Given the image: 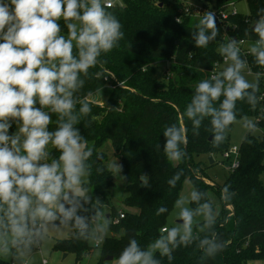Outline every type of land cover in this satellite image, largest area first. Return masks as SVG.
Masks as SVG:
<instances>
[{"label":"clouds","instance_id":"9594fccd","mask_svg":"<svg viewBox=\"0 0 264 264\" xmlns=\"http://www.w3.org/2000/svg\"><path fill=\"white\" fill-rule=\"evenodd\" d=\"M112 6L110 0H0V258L23 264L52 232L61 230L99 246L110 230L103 202L96 198L93 203V190L88 187L95 146L78 125L88 126L85 119L93 108L79 95L86 81L115 75L103 58L124 38L121 22L109 10ZM251 33L256 39L247 53L264 68V8L258 9ZM218 35L215 13L205 11L192 32L195 46L206 48ZM243 43L230 37L219 45L226 66L196 84L182 114L191 121L194 135L209 121L213 147L223 144L230 127L238 122L237 102L255 110L264 100L258 95L264 72H251L241 54ZM53 116L55 128L51 129ZM240 122L247 132L256 131V123L248 117ZM13 123L16 130L10 133ZM163 138L167 160L182 161L187 128L170 124ZM96 156L102 159L99 153ZM106 167L121 181L126 179L116 160ZM182 175L176 172L168 185L174 188ZM221 199H231L227 186ZM174 209L177 222L173 226L164 228L147 247L130 238L112 264H161L157 254L172 261L177 248L193 243L206 257L224 250L214 231L217 212L206 192L192 188L174 202ZM167 211L161 206L156 215Z\"/></svg>","mask_w":264,"mask_h":264},{"label":"trees","instance_id":"16d2710c","mask_svg":"<svg viewBox=\"0 0 264 264\" xmlns=\"http://www.w3.org/2000/svg\"><path fill=\"white\" fill-rule=\"evenodd\" d=\"M239 1L242 0H197L196 4L218 12L227 11L229 3L234 5ZM244 1L248 8L247 16L257 18L258 9L264 8V0ZM186 6L182 0H120L109 9L121 22L124 32L119 47L103 57L108 61L105 67L115 75L107 77L106 81L103 78L86 81L79 95L88 99L93 108L91 116L85 119L88 126L84 127L82 122L78 127L89 144L95 146L88 187L93 190V203L99 198L103 202L102 210L109 207L105 215H108L110 230L96 247L73 235L54 243L63 253L73 254L78 263L88 258L93 249L98 250L97 264L106 262L109 257L113 260L130 238L137 239L141 247H147L165 228L166 217L185 178L191 180L194 188L203 192L210 190L217 198L219 212L214 231L225 247L217 255L206 257L195 243L181 246L173 252L172 261L157 254L161 264L264 262V183L260 180V175L264 174V100L255 110L246 102H237V120L245 116L252 119L257 133H246L238 147V167L233 171L226 170L223 182L214 186L204 185L191 176L192 160L201 156H211L213 160L221 158L228 150L232 126L224 143L213 147L209 140L212 135L208 130L209 121L206 119L199 134L194 135L191 121L182 116L196 84L209 78L213 64L221 62L218 47L226 43L224 38L256 39L251 33L252 22L237 12L222 23L216 20L219 29L216 40L206 48H197L192 39L196 26L190 24L191 14L186 11ZM246 59L253 74L264 72L251 55ZM159 68L163 69L160 76L156 73ZM98 88L108 89L109 93L102 106L87 95L89 91L93 95ZM173 123L187 128L186 156L176 168L171 167L163 151V131ZM50 128H55V118ZM107 144L110 155L102 150ZM96 153L102 159H97ZM53 154L59 155L55 150ZM112 158L122 165L121 175L126 177L119 192L115 189L113 175L106 167L114 161ZM97 167L104 171L97 173ZM178 171L184 175L172 188L167 181ZM225 186L231 193V199L227 201L221 199ZM114 198L124 208L121 210L124 218L116 225L111 221L119 213L110 202ZM161 206L168 211L157 216V209ZM0 264L13 263L0 258Z\"/></svg>","mask_w":264,"mask_h":264},{"label":"rangeland","instance_id":"374dc122","mask_svg":"<svg viewBox=\"0 0 264 264\" xmlns=\"http://www.w3.org/2000/svg\"><path fill=\"white\" fill-rule=\"evenodd\" d=\"M193 1H194V4H196L197 0H193ZM205 6L207 7V5ZM234 8L239 15L246 16L247 19H249L250 23L254 19H256L254 17L249 18L247 16L249 13H248L247 5L244 0L235 2ZM190 19H191L190 24L192 26H196L199 18L198 17L196 18L192 15ZM162 72H163L162 68L156 69V73L158 76L162 75ZM248 78L252 79V76H249ZM260 92H261L260 95L264 96V77H262L260 81ZM108 95H109L108 89L104 88L102 89V92L100 93L95 92L93 95L90 96V98L93 101L98 102L99 105L102 106L104 105V101H106V99L108 98ZM54 118L55 116H53V119ZM237 121L238 122L236 124L232 125L231 132L229 134L228 145H227L228 149L233 148V147H239V145L241 144L243 138L245 137L247 133V131L241 125V122H240L241 120H237ZM15 130H16V125L15 123H13V126L10 129V133L14 132ZM255 133H257V131H255L253 134ZM102 150L106 151L110 155L108 144L105 145ZM112 160H115V159L112 158ZM213 161L215 162L214 165H209L206 157L201 156L198 159L193 157L192 166L190 168L191 176L207 186H214L215 184H218V185L221 184L227 174V171H226L227 163L223 161L220 157L214 158ZM169 163L172 168H176L178 165V162L169 161ZM113 180L115 184V189L119 192L122 189L123 182L120 180L119 176L113 175ZM260 180L262 183H264V174L260 175ZM192 188H194V186L191 180L189 178H185L181 185L178 198L182 195H187L192 190ZM206 193H207V199L213 203L214 209L218 213L219 203H218L217 198L213 195V193L210 190H208ZM110 202L112 203L114 207H116V209H118V211H121L122 209H124L122 208L120 201L117 198L112 199ZM191 206L195 207V205H191ZM103 211L104 213H108L109 207L108 206L104 207ZM175 211L176 210L174 209V205H173L171 211L166 217L165 224H164L165 228L173 226L177 222ZM71 236H72V233L70 230H61L59 232H52L50 234L49 240L45 244L34 249L33 252L28 257L25 258L23 264H41L42 260H45L46 264H97L98 250L96 249H93L90 256L86 258L83 262L78 263L75 261L73 254L71 253L65 254L60 249L54 246V243L56 241H62ZM89 244L95 247L93 242H89ZM64 255L66 256L64 257ZM2 259L8 262H12L13 264H20L19 261H16L12 258H7V259L2 258ZM112 261L113 260L102 262L101 264H112ZM253 264H264V262H260V263L256 262Z\"/></svg>","mask_w":264,"mask_h":264},{"label":"built area","instance_id":"2783aa9c","mask_svg":"<svg viewBox=\"0 0 264 264\" xmlns=\"http://www.w3.org/2000/svg\"><path fill=\"white\" fill-rule=\"evenodd\" d=\"M182 2H183V4L187 5L186 7H188L186 9V11L189 12L191 14V16L193 15L196 18L197 17L198 18L202 17L204 15L205 11H212V12L215 13L217 22L222 23L229 15L232 16V15L236 14V10H235L234 5L232 3H229L227 5L228 6L227 11H218V12H216V11H213V10L204 9L200 5L194 4V2L192 0H182ZM110 3L114 6V5L118 4V3H120V0H110ZM228 39L229 38L226 37V38H224V41L227 42ZM239 40H243L244 41V43L241 45V54H242V56L245 57V58L250 57V55L247 53V49H248L249 44L252 41H248V40H244V39H239ZM225 65H226L225 61H224V59L222 57L221 62H215L213 64L212 69L209 71V77L212 74L221 71L224 68ZM104 81H106V79H104ZM221 159L227 163V165H226V169L227 170L233 171L234 169H236L238 167V147H233V148H230L227 151H225L222 154ZM122 218H124V214L121 211H119L118 217H114L111 220L112 224L116 225L118 223V221L120 219H122ZM162 230L163 229L160 230V233H161ZM95 247H96V245H95ZM41 264H46V261L42 260Z\"/></svg>","mask_w":264,"mask_h":264},{"label":"water","instance_id":"95a60500","mask_svg":"<svg viewBox=\"0 0 264 264\" xmlns=\"http://www.w3.org/2000/svg\"><path fill=\"white\" fill-rule=\"evenodd\" d=\"M211 138H209V140H210ZM207 162H208V164L209 165H212V163H213V159H212V157L211 156H208L207 157ZM106 217L108 218V215H106ZM66 255H64V257H65ZM112 260V258L111 257H109L108 259H106L105 261L107 262V261H111Z\"/></svg>","mask_w":264,"mask_h":264}]
</instances>
